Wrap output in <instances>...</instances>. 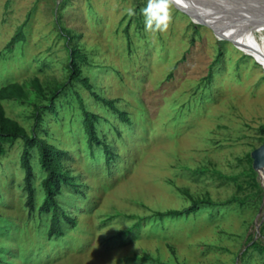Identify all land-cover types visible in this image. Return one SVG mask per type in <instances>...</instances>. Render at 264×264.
Instances as JSON below:
<instances>
[{
    "label": "rangeland",
    "instance_id": "rangeland-1",
    "mask_svg": "<svg viewBox=\"0 0 264 264\" xmlns=\"http://www.w3.org/2000/svg\"><path fill=\"white\" fill-rule=\"evenodd\" d=\"M147 5L0 0V87L17 83L27 94L1 100L4 113L67 152L62 163L80 191L62 189L58 200L75 226L50 237L51 215L38 213L45 176L38 152L30 210L23 141L4 144L0 264H154L146 256L170 264H264V176L254 187L247 175L248 155L264 140V69L170 0L167 29L146 30ZM256 18L264 27V14ZM72 48L82 54L76 62L90 90L70 79ZM34 79L46 97L62 87L35 131L33 104L48 101L34 93ZM93 93L113 100L129 121ZM82 108L98 115L97 131L114 155L109 164L101 146L96 160L88 149ZM199 198L220 205L149 219Z\"/></svg>",
    "mask_w": 264,
    "mask_h": 264
},
{
    "label": "trees",
    "instance_id": "trees-1",
    "mask_svg": "<svg viewBox=\"0 0 264 264\" xmlns=\"http://www.w3.org/2000/svg\"><path fill=\"white\" fill-rule=\"evenodd\" d=\"M13 42L9 44L8 47L12 45ZM82 54L78 51L77 48H72L70 50V64L69 68L71 71L70 79L74 81H80L84 84L87 89H91L92 86L89 84L88 79L81 78V70L76 62L79 56ZM34 85V93L39 97L47 100L46 105H41L36 102L33 104V117H34V129L40 128L42 123V110L53 109V101L57 94L61 91L62 87H56L50 93L49 97H46L43 93V90L36 79L33 80ZM94 94V93H93ZM95 98L105 105L109 106L111 109L115 110L119 116L124 121H129L127 114L119 109H117L114 105L113 100H106L97 94H94ZM27 97V94L23 87L17 83L6 84L0 87V101L3 99H15L21 100ZM83 114V128L86 133V140L88 149L93 157V159H97V156L94 154V149L101 146L102 151L104 153V158L106 164H109L110 160L114 157L113 151L111 150L109 144H107L104 140H101L97 128L96 123L98 122V115L88 112L82 108ZM264 131V128L262 129ZM21 139L24 144V148L20 157L21 167L25 172V189L27 191V205L30 210L35 209L34 196L35 191L32 186V179L34 177V173L32 171L31 166V158L32 151L36 148L39 158L38 161L40 163V167L42 171L45 173L44 178L41 181L42 189L44 192L43 200L38 208V213L40 215H51L50 216V225L48 228V235L50 237H57L63 234L62 227H74L75 220L71 218L67 212L64 211L63 206L58 200V197L62 194L63 188H69L70 190H76L78 193L80 192L79 186L75 183V177L70 175L69 170L65 169L62 163V159L68 156L67 152L64 150H60L56 148L54 145L47 143L46 141L38 138L33 132L32 135L28 134L25 129L20 126L15 120L10 119L4 113V109L0 102V157L5 154L4 144H12L15 140ZM101 151V152H102ZM100 154V153H99ZM249 162L251 158L248 155ZM247 175L251 178V184L254 187H259V181L257 180V174L250 166L247 172ZM220 204L213 202L209 198H199L192 199L191 204L188 207L183 209H168L165 211H154L149 219H157L162 222V220L166 218H182L187 217L190 214H196L201 208L209 207L210 210L217 209ZM140 220V219H139ZM63 221V222H62ZM140 222H136L134 226L139 227ZM134 229L133 225L126 231L119 232L117 235H125L129 231L131 232ZM252 246L256 249L260 250L261 247L254 242H252ZM264 249V246L262 247ZM143 261H149L154 264H170L163 263L159 259H153L151 257L142 258Z\"/></svg>",
    "mask_w": 264,
    "mask_h": 264
},
{
    "label": "bare ground",
    "instance_id": "bare-ground-1",
    "mask_svg": "<svg viewBox=\"0 0 264 264\" xmlns=\"http://www.w3.org/2000/svg\"><path fill=\"white\" fill-rule=\"evenodd\" d=\"M170 1L192 22L205 25L218 40L229 41L244 54L253 56L264 69V27L255 25L256 16L264 14V0Z\"/></svg>",
    "mask_w": 264,
    "mask_h": 264
},
{
    "label": "clouds",
    "instance_id": "clouds-1",
    "mask_svg": "<svg viewBox=\"0 0 264 264\" xmlns=\"http://www.w3.org/2000/svg\"><path fill=\"white\" fill-rule=\"evenodd\" d=\"M169 0H148L143 9L145 27L149 31H164L167 29L170 16L168 13Z\"/></svg>",
    "mask_w": 264,
    "mask_h": 264
},
{
    "label": "water",
    "instance_id": "water-1",
    "mask_svg": "<svg viewBox=\"0 0 264 264\" xmlns=\"http://www.w3.org/2000/svg\"><path fill=\"white\" fill-rule=\"evenodd\" d=\"M251 167L257 174V180L259 176H264V140L262 143L250 152Z\"/></svg>",
    "mask_w": 264,
    "mask_h": 264
}]
</instances>
